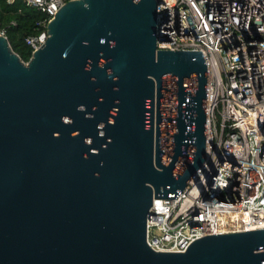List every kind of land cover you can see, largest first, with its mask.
Instances as JSON below:
<instances>
[{
  "label": "water",
  "instance_id": "obj_1",
  "mask_svg": "<svg viewBox=\"0 0 264 264\" xmlns=\"http://www.w3.org/2000/svg\"><path fill=\"white\" fill-rule=\"evenodd\" d=\"M157 2L66 0L27 60L0 34V264H264V227L146 241L206 155V61L157 47Z\"/></svg>",
  "mask_w": 264,
  "mask_h": 264
},
{
  "label": "built area",
  "instance_id": "obj_2",
  "mask_svg": "<svg viewBox=\"0 0 264 264\" xmlns=\"http://www.w3.org/2000/svg\"><path fill=\"white\" fill-rule=\"evenodd\" d=\"M26 1L44 12L25 35L32 52L66 0ZM156 9L166 34L157 47L205 58L206 155L176 196H152L146 241L184 250L206 233L264 227V0H158Z\"/></svg>",
  "mask_w": 264,
  "mask_h": 264
},
{
  "label": "trees",
  "instance_id": "obj_3",
  "mask_svg": "<svg viewBox=\"0 0 264 264\" xmlns=\"http://www.w3.org/2000/svg\"><path fill=\"white\" fill-rule=\"evenodd\" d=\"M44 12L26 0H0V26L5 28L9 44L23 60L31 54L25 35L37 30L36 21Z\"/></svg>",
  "mask_w": 264,
  "mask_h": 264
},
{
  "label": "clouds",
  "instance_id": "obj_4",
  "mask_svg": "<svg viewBox=\"0 0 264 264\" xmlns=\"http://www.w3.org/2000/svg\"><path fill=\"white\" fill-rule=\"evenodd\" d=\"M263 261H264V259H263Z\"/></svg>",
  "mask_w": 264,
  "mask_h": 264
}]
</instances>
